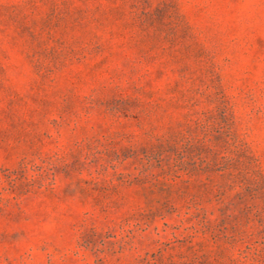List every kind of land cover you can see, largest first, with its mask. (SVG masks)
Returning <instances> with one entry per match:
<instances>
[{
  "label": "rangeland",
  "instance_id": "1",
  "mask_svg": "<svg viewBox=\"0 0 264 264\" xmlns=\"http://www.w3.org/2000/svg\"><path fill=\"white\" fill-rule=\"evenodd\" d=\"M0 264H264V0H0Z\"/></svg>",
  "mask_w": 264,
  "mask_h": 264
}]
</instances>
